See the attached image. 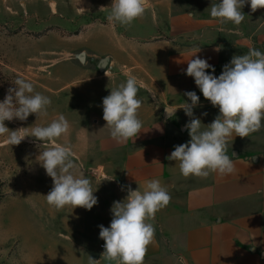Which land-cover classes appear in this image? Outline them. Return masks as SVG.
Wrapping results in <instances>:
<instances>
[{"label":"crops","instance_id":"0c3cea01","mask_svg":"<svg viewBox=\"0 0 264 264\" xmlns=\"http://www.w3.org/2000/svg\"><path fill=\"white\" fill-rule=\"evenodd\" d=\"M175 1L148 0L143 17L126 26L124 34L113 29L112 48L90 46L96 54L109 55L111 71L95 77L99 84L92 86L90 96L82 97L93 106L92 122L109 132L106 137L63 143L73 150L76 174L91 180L98 198L91 210H59L60 234L68 243L63 264H72L73 256L78 264H90L89 257L100 260V244L105 242L99 238V225L110 226L113 202L126 197L128 185L143 190L151 179L161 182L171 200L150 221L155 242L148 246L144 264H181V256L186 264H264V127L249 137L228 138L227 154L235 153V170L229 175L185 178L178 162L166 159L174 146L190 140L184 128L190 117L181 108L191 103L185 92L194 91L200 98L193 113L203 125L219 114L194 78L185 74L187 61L206 59L215 68L214 73L206 72L218 77L222 59L247 54L250 48L264 53V8L252 12L245 4V18L236 26L210 16L212 4L221 0H205L203 9H179ZM218 46L222 47L216 52ZM128 75L142 82L137 95L142 128L136 138L118 143L103 119L102 100L126 83ZM87 87L82 84L84 91Z\"/></svg>","mask_w":264,"mask_h":264},{"label":"clouds","instance_id":"9594fccd","mask_svg":"<svg viewBox=\"0 0 264 264\" xmlns=\"http://www.w3.org/2000/svg\"><path fill=\"white\" fill-rule=\"evenodd\" d=\"M245 4H250L252 12L264 8V0H221L212 4L210 16L221 24L231 22L238 26L245 18L241 11ZM147 8L148 0H113L107 21L128 26L142 18ZM221 47L218 46L215 51L219 52ZM199 51L200 48L192 57ZM206 69L215 72L214 66L206 59L196 56L187 61L185 74L194 78L203 97L213 107H218L219 114L210 124L203 125L193 113V109L200 106V98L194 91L185 92L191 103L186 102L181 108L190 117L184 126L190 140L174 146L166 157L178 162L179 171L185 178L233 173L235 165L232 156L235 153L231 157L227 154L228 138L233 134L240 138L249 137L264 127V53L250 48L247 54L234 55L230 63L223 66L218 77L207 73ZM105 75L108 76L106 72ZM14 85L0 102V136H5L4 143L19 145L29 136L43 141L45 147L38 158L53 181L52 189L45 196L48 205L56 210L66 206L91 210L98 203L91 180L83 174H76L71 146L57 142L69 133L71 127L63 114L46 126L32 127L30 133L25 131L28 128L9 130L5 126L6 120L26 121L30 114L46 116L47 106L51 104L49 97L33 94L34 85L25 78H17ZM141 86L142 82L135 76L128 75L126 83L111 89L110 94L102 100L103 119L110 136L118 143L136 138L141 132L142 121L138 118V109L142 101L137 98ZM170 200V194L158 179L146 181L143 190L128 185L126 197L113 202L110 226L99 225V238L105 242L100 260L104 264H144L148 246L155 242L156 230L150 221H154L156 213L165 208ZM100 260L89 257L90 264H97ZM179 260L181 264H186L182 256Z\"/></svg>","mask_w":264,"mask_h":264},{"label":"rangeland","instance_id":"374dc122","mask_svg":"<svg viewBox=\"0 0 264 264\" xmlns=\"http://www.w3.org/2000/svg\"><path fill=\"white\" fill-rule=\"evenodd\" d=\"M112 2L0 0V102L21 77L33 83V94L51 100L46 116L6 120L9 130L28 128L30 133L63 114L71 127L58 143L108 135L92 122L93 106L82 95L90 96L99 84L93 79L111 71L108 63L102 66L109 55L96 54L90 46L110 49L113 29L124 34L127 28L107 21ZM204 5L205 0L175 1L179 9ZM4 140L0 136V264H63L68 243L60 234L59 210L46 202L53 181L38 158L45 145L31 136L19 145ZM71 261L80 262L75 256Z\"/></svg>","mask_w":264,"mask_h":264},{"label":"built area","instance_id":"2783aa9c","mask_svg":"<svg viewBox=\"0 0 264 264\" xmlns=\"http://www.w3.org/2000/svg\"><path fill=\"white\" fill-rule=\"evenodd\" d=\"M231 59H232V58H224V59H222V60L218 63L216 70H217V72H218L219 75L222 73L223 66H224L225 64L230 63ZM103 245H104V243H101V244H100V247H101L102 249H103Z\"/></svg>","mask_w":264,"mask_h":264},{"label":"water","instance_id":"95a60500","mask_svg":"<svg viewBox=\"0 0 264 264\" xmlns=\"http://www.w3.org/2000/svg\"><path fill=\"white\" fill-rule=\"evenodd\" d=\"M107 63H108V61H104V62L102 63V66L104 67ZM96 256H98V255H96Z\"/></svg>","mask_w":264,"mask_h":264}]
</instances>
